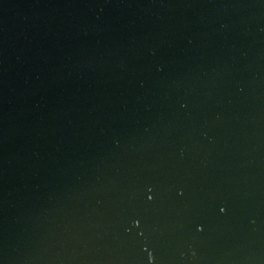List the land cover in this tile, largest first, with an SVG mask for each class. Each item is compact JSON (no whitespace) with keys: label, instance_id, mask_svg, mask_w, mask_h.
Instances as JSON below:
<instances>
[{"label":"water","instance_id":"95a60500","mask_svg":"<svg viewBox=\"0 0 264 264\" xmlns=\"http://www.w3.org/2000/svg\"><path fill=\"white\" fill-rule=\"evenodd\" d=\"M0 264H264V0H0Z\"/></svg>","mask_w":264,"mask_h":264}]
</instances>
